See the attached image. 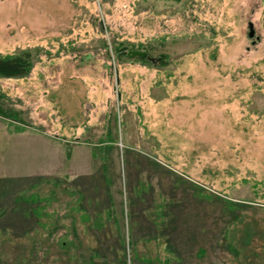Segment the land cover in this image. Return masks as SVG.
Listing matches in <instances>:
<instances>
[{
    "label": "rangeland",
    "instance_id": "374dc122",
    "mask_svg": "<svg viewBox=\"0 0 264 264\" xmlns=\"http://www.w3.org/2000/svg\"><path fill=\"white\" fill-rule=\"evenodd\" d=\"M24 51L0 264H264V0H0V55ZM21 126L70 159L34 173Z\"/></svg>",
    "mask_w": 264,
    "mask_h": 264
},
{
    "label": "crops",
    "instance_id": "0c3cea01",
    "mask_svg": "<svg viewBox=\"0 0 264 264\" xmlns=\"http://www.w3.org/2000/svg\"><path fill=\"white\" fill-rule=\"evenodd\" d=\"M8 134L21 138V141L17 139V144H22V147H38V155L36 163L33 162L36 168L34 173L47 172L55 169L59 160L57 159V152L59 154H66V145L58 138L52 137L50 134L45 133L41 130L27 129L24 126L14 128V130L8 131ZM75 147V146H72ZM79 147V146H78ZM71 157V153H70ZM69 157V159H70ZM30 175V174H28Z\"/></svg>",
    "mask_w": 264,
    "mask_h": 264
},
{
    "label": "trees",
    "instance_id": "16d2710c",
    "mask_svg": "<svg viewBox=\"0 0 264 264\" xmlns=\"http://www.w3.org/2000/svg\"><path fill=\"white\" fill-rule=\"evenodd\" d=\"M123 49L122 53L125 55L132 57L137 56L133 54L132 50ZM141 57V56H140ZM33 67V60L31 54L28 51H24L21 54L17 55H0V77L6 78H20L26 76ZM0 115L4 117L12 118L13 120L19 121L13 115L6 114L2 112L0 109ZM67 157H70V150L67 148ZM232 205H240L239 203H234L227 201ZM250 242V235L245 236L243 240V244H248ZM204 252V250H200V253ZM121 264H126L124 261Z\"/></svg>",
    "mask_w": 264,
    "mask_h": 264
},
{
    "label": "water",
    "instance_id": "95a60500",
    "mask_svg": "<svg viewBox=\"0 0 264 264\" xmlns=\"http://www.w3.org/2000/svg\"><path fill=\"white\" fill-rule=\"evenodd\" d=\"M252 34H253L252 30H250L249 36H252ZM133 54L139 55V56H145L146 53L145 52H140V51H133Z\"/></svg>",
    "mask_w": 264,
    "mask_h": 264
}]
</instances>
